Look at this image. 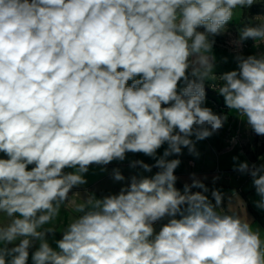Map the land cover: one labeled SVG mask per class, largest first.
Segmentation results:
<instances>
[{"label":"clouds","instance_id":"obj_1","mask_svg":"<svg viewBox=\"0 0 264 264\" xmlns=\"http://www.w3.org/2000/svg\"><path fill=\"white\" fill-rule=\"evenodd\" d=\"M256 4L264 0H0V213L10 218L0 264H264L260 230L224 210L221 174L212 187L195 172L176 187L184 149L199 159L197 144L229 120L207 105L210 75L224 106L264 139V52L243 51L248 40L264 48V23L238 28L236 67L213 74L216 37L238 6ZM129 154L153 163L109 172ZM243 155L232 171L250 177L264 212V161ZM94 166L121 187L77 205L57 251L43 226Z\"/></svg>","mask_w":264,"mask_h":264},{"label":"crops","instance_id":"obj_2","mask_svg":"<svg viewBox=\"0 0 264 264\" xmlns=\"http://www.w3.org/2000/svg\"><path fill=\"white\" fill-rule=\"evenodd\" d=\"M231 55L228 52L221 54V57H229V63L224 64L220 63V61L216 62L217 67L213 69V74L218 77L220 73L232 70L236 67L235 63L231 60ZM207 80L214 84L218 79L213 80L210 75ZM205 86L206 90L210 92V94H207V105L212 107L216 112L227 114L229 120L225 128L218 135L197 144L198 150L201 153L199 159H195L188 155L187 150L184 149L185 154L181 157L182 164L176 171V175L179 177L176 187L182 189L185 182L190 183L189 174L192 172H195L199 177L207 175L208 180L205 181V183L209 187H212V176L221 174V179L215 186L221 188L229 198V200L226 201L224 210L228 211L231 209L232 212L240 215L242 218L250 220L253 230L259 229L262 237H264V223L259 218L260 216L264 219V212L259 211L253 206V202L258 201L260 198L255 194L251 186V179L248 176H242L232 171L233 155L243 152L244 155L240 157L241 160L260 163L264 161V151L256 156H251L248 153L241 143V138L238 133V125L236 123L237 111L235 109H228L224 106L223 98L218 95V87L214 85ZM215 96L220 97V100ZM237 134L239 136V143H237L235 147H231L228 141L233 135ZM230 148L231 150H229ZM162 151L163 149L160 150V152ZM2 155L3 154H0V156ZM132 159H143L147 163H153L150 158L142 154H129L128 159L122 164L114 162L109 165V172L112 167H120L126 177L134 174V171L128 168V161ZM153 171H155V169ZM145 175L150 174L146 173ZM87 179L88 183L81 186L78 190L74 189L73 193L69 194L68 202L61 206L58 215L43 226V228L54 229L56 239H59L60 234L66 230L68 225L81 215V213L75 211L77 205L84 203L87 197L95 196L99 198L110 192H118L121 187L120 183L111 180L107 172H101L100 169L95 166L90 169V172L87 174ZM193 191H198V189H193ZM4 222L8 224L10 218L2 214L0 215V225H3ZM38 243L39 242H37V245Z\"/></svg>","mask_w":264,"mask_h":264},{"label":"rangeland","instance_id":"obj_3","mask_svg":"<svg viewBox=\"0 0 264 264\" xmlns=\"http://www.w3.org/2000/svg\"><path fill=\"white\" fill-rule=\"evenodd\" d=\"M258 23H264V4H256L249 8H240L239 6L234 10L233 18L227 25V31L228 33L225 35H221L216 37V45L213 49L217 61H220L221 54L224 52L230 53V55L234 54L232 49V45L230 44V40L235 38L238 33L237 29L240 27H243L245 24H258ZM211 39V37H209ZM191 43V42H190ZM256 43H259V41H256ZM253 41L248 40L243 48L244 54H255L257 52H264V48L256 49L252 47ZM232 55L230 57H232ZM220 81L216 80L214 84H212L209 80H206L205 85L209 86H216L219 88ZM216 97V96H215ZM218 100H220V97H216ZM238 114V113H237ZM243 117H240L239 114L237 115V125H238V133L241 138V143L243 144L244 148L248 151V153L251 156H256L260 152L264 151V139L257 137L251 133L250 130L246 129L245 125L241 123L243 120ZM6 216V213H0V215ZM3 225H6V222L3 223ZM160 225H156L157 231L159 230ZM60 239V238H59ZM48 243L53 247V249H56V245L54 243L56 239V236H49L47 238ZM19 241L17 240L16 243ZM38 246V245H37ZM58 251V249H56Z\"/></svg>","mask_w":264,"mask_h":264},{"label":"trees","instance_id":"obj_4","mask_svg":"<svg viewBox=\"0 0 264 264\" xmlns=\"http://www.w3.org/2000/svg\"><path fill=\"white\" fill-rule=\"evenodd\" d=\"M207 94H210V92L209 91H207ZM259 218L261 219V221L264 223V219L263 218H261L260 216H259Z\"/></svg>","mask_w":264,"mask_h":264}]
</instances>
